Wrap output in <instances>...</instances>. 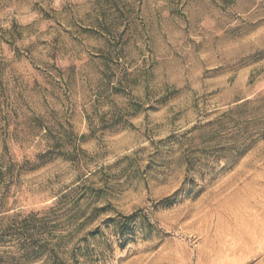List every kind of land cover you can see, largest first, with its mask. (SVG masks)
<instances>
[{
  "label": "rangeland",
  "instance_id": "rangeland-1",
  "mask_svg": "<svg viewBox=\"0 0 264 264\" xmlns=\"http://www.w3.org/2000/svg\"><path fill=\"white\" fill-rule=\"evenodd\" d=\"M0 264H264V0H0Z\"/></svg>",
  "mask_w": 264,
  "mask_h": 264
}]
</instances>
